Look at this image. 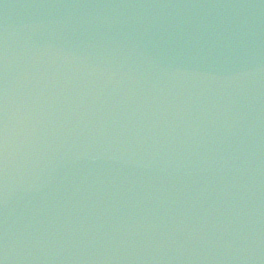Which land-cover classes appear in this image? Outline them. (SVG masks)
Here are the masks:
<instances>
[{
  "label": "water",
  "instance_id": "95a60500",
  "mask_svg": "<svg viewBox=\"0 0 264 264\" xmlns=\"http://www.w3.org/2000/svg\"><path fill=\"white\" fill-rule=\"evenodd\" d=\"M0 16V264H264V170L212 159L264 135V0H0Z\"/></svg>",
  "mask_w": 264,
  "mask_h": 264
}]
</instances>
